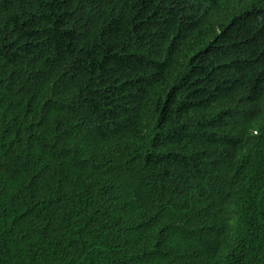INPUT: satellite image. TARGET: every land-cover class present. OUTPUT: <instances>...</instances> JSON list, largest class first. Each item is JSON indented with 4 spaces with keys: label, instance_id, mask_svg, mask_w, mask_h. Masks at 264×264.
Instances as JSON below:
<instances>
[{
    "label": "trees",
    "instance_id": "trees-1",
    "mask_svg": "<svg viewBox=\"0 0 264 264\" xmlns=\"http://www.w3.org/2000/svg\"><path fill=\"white\" fill-rule=\"evenodd\" d=\"M263 63L264 0H0V264H264Z\"/></svg>",
    "mask_w": 264,
    "mask_h": 264
},
{
    "label": "clouds",
    "instance_id": "clouds-1",
    "mask_svg": "<svg viewBox=\"0 0 264 264\" xmlns=\"http://www.w3.org/2000/svg\"><path fill=\"white\" fill-rule=\"evenodd\" d=\"M262 71L264 72V63H263ZM251 130H252L251 133L253 135H256L259 132V130H260V126L258 125V123H254Z\"/></svg>",
    "mask_w": 264,
    "mask_h": 264
}]
</instances>
